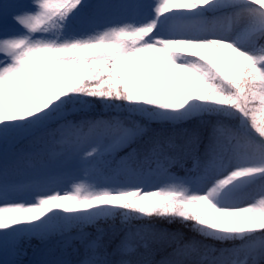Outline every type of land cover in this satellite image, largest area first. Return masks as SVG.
<instances>
[{"label": "snow or ice", "instance_id": "6c2138e0", "mask_svg": "<svg viewBox=\"0 0 264 264\" xmlns=\"http://www.w3.org/2000/svg\"><path fill=\"white\" fill-rule=\"evenodd\" d=\"M8 15L0 264L56 237L79 241L76 264H264V0H4Z\"/></svg>", "mask_w": 264, "mask_h": 264}, {"label": "trees", "instance_id": "16d2710c", "mask_svg": "<svg viewBox=\"0 0 264 264\" xmlns=\"http://www.w3.org/2000/svg\"><path fill=\"white\" fill-rule=\"evenodd\" d=\"M92 1L93 0H85V2L88 4L91 3ZM93 105L94 106L92 107V109L88 113V115L90 117H106V116L112 114V113L108 112V110H106L99 101H94ZM76 118H79V116H77ZM28 147H29L28 142L21 143L20 145L17 146L18 149H25V150H27ZM156 226L157 227H167L170 230H176L178 228H181V226L178 224L164 225V224L157 223ZM181 230L184 231L185 233H187V229H181ZM89 231H92V229H89ZM187 234L190 235V233H187ZM72 236H75L74 232L72 233ZM56 241L59 243L55 244L57 242H53L47 248H44L41 251L42 260L49 258V252L52 251L50 249L52 247H56V246H57V249L55 250V252L57 254H61L63 252L65 254V258L68 260L74 259L77 256V254L81 251V245H80L78 240L73 239L71 241V246L68 247L66 250L63 249V239L62 238H56ZM42 246H43V242L39 239L22 241L20 244L19 253L20 252L23 253V256H22L23 262L27 261ZM157 259H159V257H157Z\"/></svg>", "mask_w": 264, "mask_h": 264}, {"label": "rangeland", "instance_id": "374dc122", "mask_svg": "<svg viewBox=\"0 0 264 264\" xmlns=\"http://www.w3.org/2000/svg\"><path fill=\"white\" fill-rule=\"evenodd\" d=\"M4 2V0H0V3ZM8 2L10 3H15V4H18V5H21V6H28L31 4V0H8ZM100 2V0H95V3L93 4H96ZM108 2L110 3H119L120 0H108ZM5 31L9 32V33H12L13 31H15V27H14V21L12 19V15H8V16H0V34H3ZM65 188H70L71 185L70 184H65L64 185ZM56 238H60V237H56ZM56 238H53L51 240H48V241H42L43 242V246L42 247H48L50 244H52L53 242H57L56 241ZM59 242L55 243V244H58ZM83 247L81 246V249ZM57 249V246L56 247H52L50 250L52 251H55ZM64 249V248H63ZM40 251V250H38ZM35 252L33 254V258H31L30 260L26 261L25 263H23V253L20 252L19 255L15 256V257H9V259H14L17 261V264H40L41 260H42V255H40L39 253ZM38 255V256H37ZM83 256V252L82 253H78L77 256L70 260L73 262V264H76V262L81 259ZM36 257V258H34Z\"/></svg>", "mask_w": 264, "mask_h": 264}]
</instances>
